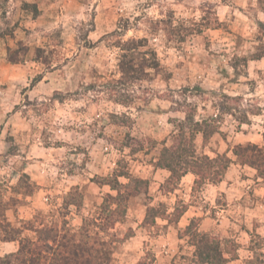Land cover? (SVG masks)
I'll return each mask as SVG.
<instances>
[{"label":"rangeland","instance_id":"rangeland-1","mask_svg":"<svg viewBox=\"0 0 264 264\" xmlns=\"http://www.w3.org/2000/svg\"><path fill=\"white\" fill-rule=\"evenodd\" d=\"M131 39H142L141 45L123 50L121 44ZM255 51H264V0H0V109L16 111L31 127L30 142L18 132L0 148L3 173L18 179L25 173V162L37 170L42 161L41 167L57 171L60 190L71 180L84 183L81 176L89 173L100 187L115 170L146 175L147 192L132 194L126 216L106 236L103 233L115 246L109 257L105 253L101 258L103 264H169L171 254L154 242H162L168 232L163 220L156 219L157 226L144 227L141 222L145 205L169 207L168 191L178 187L167 183L164 172L156 173L162 142L176 146L180 121L192 115L212 121L217 137L258 131L264 145V57L256 66L242 61ZM131 53L138 63L145 58L157 65L146 68L141 79L133 78L132 72L122 74L120 61ZM142 110L161 112L163 117L168 110L182 112L184 117L168 114L170 132L159 140L153 136L157 121ZM196 135V153L207 154L206 140L199 142ZM233 145L231 140L227 147ZM51 163L58 170L50 168ZM101 164L107 172H99ZM252 171H240V176L250 178L249 196L231 207L229 220L202 199V185L189 199L215 221L223 220L225 231L209 233L219 245L226 240L224 247L237 254L225 264H264V195L252 197L256 183L264 182H257ZM8 187V180L0 183L3 200L10 195ZM11 192L16 201L10 203L26 202L12 188ZM182 201L183 196L176 203L180 206ZM94 203L90 214L96 216L100 206L96 199ZM64 212L65 208L48 218L36 212L32 223L61 225L67 221ZM130 229L137 236L132 246L122 239ZM37 235L53 240L56 233ZM179 237L181 241L174 243L176 262L196 264L190 261L194 247Z\"/></svg>","mask_w":264,"mask_h":264},{"label":"trees","instance_id":"trees-1","mask_svg":"<svg viewBox=\"0 0 264 264\" xmlns=\"http://www.w3.org/2000/svg\"><path fill=\"white\" fill-rule=\"evenodd\" d=\"M142 39H131L126 41L121 48L123 50L134 49L141 45ZM264 57V51H255L249 57H242V61L260 59ZM154 60V59H153ZM232 64L236 68L238 58ZM157 62L148 61L143 58L141 63L135 61L133 54L129 57L123 54L120 61L121 73L132 72L135 77L141 79L146 76V68L154 67ZM143 75V76H142ZM245 122V120H241ZM179 131L176 136L177 145L168 147L163 145L155 162L156 167L165 168L169 171L166 179L168 184H176L181 177L190 172L195 176L193 181V190L204 182H219L227 167L232 162L226 153H217L214 157L207 154H197L194 143V135L201 133L204 141L212 134L218 131L212 121L202 119L195 120L192 115L186 116L185 121H180ZM232 153L236 161L241 165H247L255 169L256 176L264 182V145L255 143H237L232 147ZM119 177L127 179L126 182H120ZM23 183V186H21ZM101 184H108L110 189L115 193H106L97 215L85 216L82 224L77 229L66 224H56L52 222H41L39 227H35L32 221H23L21 225L11 224L5 218V209L7 201L0 198V242L1 241H18V248L15 251L0 255V264H103L102 255L109 257L114 249V241L106 238V234L111 230L114 224L121 222L126 213L127 200L132 194L146 193L148 180L137 176H131L127 170H115L110 176L103 179ZM39 186L31 181L27 173H22L12 186L13 192L21 197L33 194ZM15 200L14 197L10 199ZM14 201V202H15ZM82 196L77 191V187L72 186L64 195L63 205L77 204L80 206ZM184 206H176L172 212L168 213L165 204L146 205V210L142 225L157 226L156 218H164L169 222H175L182 212ZM199 218H192L188 225L182 230H178V236L187 238V242L194 247L190 261L196 264H225L230 259L236 258L237 254L229 247H224L222 240L219 245L209 232L198 229ZM24 229L33 230L36 234L42 231L53 230L56 236L53 240L46 237L44 240L39 236L30 237L22 236ZM105 234V236L103 235ZM125 233L123 238L132 234ZM51 240L53 243L49 242ZM220 242V241H219ZM232 252V253H231ZM251 262V261H250ZM172 264H178L173 259Z\"/></svg>","mask_w":264,"mask_h":264},{"label":"crops","instance_id":"crops-1","mask_svg":"<svg viewBox=\"0 0 264 264\" xmlns=\"http://www.w3.org/2000/svg\"><path fill=\"white\" fill-rule=\"evenodd\" d=\"M262 60L263 58L255 59V60L253 59V60H249L248 63L254 64L256 66L258 62ZM142 111L143 113H149L151 115V118L154 119L155 122L157 121L156 124H154L156 131L154 132L153 136L159 140L164 139L170 132L169 131L170 129H167L168 128L167 126L170 125L169 123L170 119L168 120V117L166 116L168 114L173 113V111L168 110V112L164 113V116L166 115L165 117H163V114H161V112H157L154 110H151L148 112H146V110H142ZM180 113L179 112L176 114L173 113V116H179L180 118H183L184 117L183 113L182 114ZM162 118L164 119L165 122L163 121ZM241 124L243 125L244 122H242ZM29 131H31L30 123H28L26 119L24 118L22 119L21 117H19V114L16 111L13 112V111H8L7 109L6 110L0 109V148H3L6 142L13 141L10 135L16 138V135L18 132L23 135L24 140L26 142H30V136L29 134H27L29 133ZM6 132H8V135H6ZM215 133L209 137L210 139L214 138V142L211 143L209 141L208 143L207 142L208 140H206L205 143L207 144H205L206 146L204 147L205 148L207 147L208 150L207 151L205 150V152L208 155L210 153L212 155H216L217 153L226 152V155L231 158L232 162L229 164V166L225 170V173L219 182L217 183H212L209 181L204 182L202 184L203 189L201 193H202V199H205L204 201L207 200L210 202V204L212 203L214 207H218L216 210V213L219 214V216L223 217V219L227 218L229 220V217L226 214H229V212H231L230 210L231 207L235 206L236 204H240L241 198H244V197L246 198L247 196H249V193L246 190V185H247V181H250V178L240 176V171L244 170L246 167H249L250 169L252 167L247 166V165H241L240 163L236 161V157L232 153V149L227 147L228 142L233 140L234 144L243 143V142H251V143L261 145L263 141V136H262V133H259L258 131L253 132L251 130L247 132H237L234 135L232 134V136H226V138H223L221 136L217 137L216 136L217 132ZM5 135L8 137H5ZM196 139L199 140V142L204 140L201 133H197ZM162 143H164L165 145L164 141ZM210 146H213V147L210 148ZM2 150L3 149H0V154L3 152ZM13 155L15 156V154ZM40 162L42 166L43 163L42 161ZM33 165L34 164L32 162H29V161L25 162V165H24V168H22V171L27 173L30 179L33 180L39 186V188L33 194L23 197L24 200H26V202L19 205V204L10 203V199L12 198V196H14V194L11 192V188H12L11 186L15 185L18 179L15 178V176H14L15 179L10 178L11 177L10 172H8L7 174H4L3 172H6V168H5L6 166H1V163H0V169H1L0 183H2L5 180H8V183L10 184V187H8L10 189V191H8L10 195L6 197V199L4 200L8 202V205L6 206V209L4 212L5 218L7 221H9L13 225L19 226L21 225L23 221H27V220L32 221L36 212L38 213L42 212V215L47 216L48 218V217H52L51 214L52 215L54 213L58 214L59 210L65 208L66 212L62 213V215H64L62 216V218L67 220L66 221L67 225H70L73 228L77 229L82 224L83 218L85 216H92L90 213L93 207L92 205H95L94 199H96V204L98 207L102 203V200H103L102 196H104L106 193H111V194L115 193L114 190L110 189L108 184L100 183L101 187L95 184L90 179L92 175L89 172H88L89 173L88 176L86 175L81 176L79 174V176L85 179L84 180L85 184L78 183L77 179H75L74 181L71 180L70 184H64V189L60 190L56 188L59 185V182H57L58 179L56 177L57 171L56 172L52 170L48 171L46 168H43L41 166H39V169L36 170L33 168ZM102 165L103 164H101V169L99 172L101 171L107 172V170H105L106 166L104 168L102 167ZM8 167L9 168L7 169L9 170L10 165ZM49 167L58 170V167L56 164L51 163L49 164ZM252 170L253 171L251 175L253 176L256 171L254 170V168H252ZM157 172L158 173L164 172V174H166V178H168L169 176V171L165 168L156 167V173ZM53 173L55 174L53 175ZM74 177L76 176L73 175L72 178ZM137 177L144 178V179L147 178L146 175L143 176L142 173H139ZM194 179H195V176L192 173L188 172L181 177L178 183H176L178 187H176L173 190L168 191L169 200L166 203L168 204L169 207L165 205L168 213L172 212L176 206H179L178 203H176V200L181 199L183 196L182 205L180 206H184L185 209L180 215V217L175 222H169L167 219H164V218H159V217L156 218V219L163 220V225L166 226V228L168 229V232L163 237H161V239L163 240L162 242L158 241V239L155 240L154 242H156L158 245H164L163 251L165 252V254H171L169 264H172L170 262L173 261V258L176 255L175 252H177L175 251L174 243L181 241V238L176 233L178 232L179 229L181 230L185 228V226L188 225L189 221L192 218H199L198 229L201 231H205V232L217 231L218 232L219 230L223 229L222 228L223 220H220L218 218L215 221L212 217L208 215V211L202 208L203 206L199 205L198 203H192L191 201H189L193 192L195 191L193 190ZM79 180H82V179L79 178ZM255 180L259 182L260 178L256 176ZM64 181H66V179H64ZM125 181H127V179H125L124 181H120V182H125ZM77 184H79V187L77 186ZM262 185L263 183L261 182L256 183V186L253 188V191H252L253 192L252 197L257 198L258 196L262 197L264 195V186ZM72 186H76L77 189L81 192V194H83L81 204L79 206L77 204L71 203V204H68L66 207H64L63 205L64 195L69 191V189ZM96 186L97 188H95ZM82 190H84V192H82ZM19 196L21 197V195ZM221 198H222V202L221 204H219L220 202L218 201ZM161 200H162V197L159 199V201L161 202ZM158 204L159 203H157L156 205ZM151 205H155V204L152 203ZM130 208H131V205H130ZM145 210H146V205H145ZM229 216H232V215H229ZM140 221L141 220H139L138 222ZM136 225L138 224L136 223ZM142 227L143 226H140L138 229L140 230ZM222 231H225V230H222ZM30 232H33L36 237V232L33 230H29V229H24L22 232V236L25 235V236L32 237L30 235ZM136 237L137 236L133 235L132 233L129 237L125 238L124 241L129 242L130 246H132V243L137 241L135 240L133 242V240ZM129 239L132 242H130ZM49 242L52 243L51 240H49ZM17 248H18L17 240L1 241L0 242V255H4L6 253L15 251ZM165 258H167V256Z\"/></svg>","mask_w":264,"mask_h":264}]
</instances>
